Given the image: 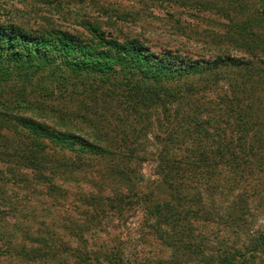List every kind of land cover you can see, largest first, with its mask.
<instances>
[{
  "label": "trees",
  "instance_id": "16d2710c",
  "mask_svg": "<svg viewBox=\"0 0 264 264\" xmlns=\"http://www.w3.org/2000/svg\"><path fill=\"white\" fill-rule=\"evenodd\" d=\"M217 1L213 8L227 23L219 50L205 61L155 57L134 37L119 41L97 34L82 40L59 30L33 31L1 22L0 162L43 173L48 171L46 149L77 153L75 158L85 152L110 155L105 128L114 133L111 141L118 147L109 161L115 167L116 158L124 164L137 139H146L155 128L166 137L157 138V174L168 199L158 202L145 195L144 210L161 222L154 226L159 234L164 227L187 231L190 217L205 209L200 197L213 189L215 171L236 177L243 157L244 162L253 157L264 163V0ZM252 53L257 64L238 59ZM175 61L179 66L174 67ZM221 80L228 90L217 86ZM208 92L209 102L204 98ZM170 99L176 103L166 106ZM180 137L188 147L168 153L170 139ZM96 139L98 146L92 142ZM63 157L55 160L60 168ZM111 172L107 176L114 178ZM117 173L123 176L121 169ZM125 174L131 184L136 182V174ZM39 177L45 184L48 176ZM232 206L236 216L238 208ZM263 241L264 236L256 238L257 245Z\"/></svg>",
  "mask_w": 264,
  "mask_h": 264
},
{
  "label": "rangeland",
  "instance_id": "374dc122",
  "mask_svg": "<svg viewBox=\"0 0 264 264\" xmlns=\"http://www.w3.org/2000/svg\"><path fill=\"white\" fill-rule=\"evenodd\" d=\"M215 1L0 0V23L59 30L82 40L97 34L119 41L134 37L155 57L205 61L219 50L218 38L227 23L213 8ZM253 55L238 59L257 64ZM217 86L228 90L224 80ZM206 95L209 102L211 92ZM175 103L170 99L166 106ZM156 130L146 139L139 137L133 156L119 165L116 158L115 167L109 161L118 155V147L111 141L114 133L105 128L111 156L85 152L75 158L77 153L46 149L50 162L43 173L0 162V264H227L231 256L235 264H264V241L256 244V238L264 236V163L253 157L247 162L242 158V173L236 177L214 172L213 189L200 197L205 209L190 217L187 231L155 230L161 222L146 215L145 195L152 194L158 202L168 199L157 174V138L166 137ZM170 140L168 153L180 154L188 147L186 138ZM92 142L99 145L97 139ZM62 153L60 168L55 160ZM109 170L114 178L107 176ZM125 171L137 175L135 187ZM40 175L48 176L45 184ZM231 206L238 208L236 216Z\"/></svg>",
  "mask_w": 264,
  "mask_h": 264
}]
</instances>
